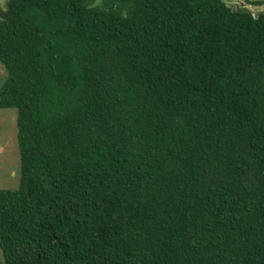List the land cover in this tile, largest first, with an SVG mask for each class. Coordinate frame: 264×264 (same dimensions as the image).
<instances>
[{"label":"trees","instance_id":"obj_1","mask_svg":"<svg viewBox=\"0 0 264 264\" xmlns=\"http://www.w3.org/2000/svg\"><path fill=\"white\" fill-rule=\"evenodd\" d=\"M0 62L3 264H264V11L2 0Z\"/></svg>","mask_w":264,"mask_h":264},{"label":"rangeland","instance_id":"obj_2","mask_svg":"<svg viewBox=\"0 0 264 264\" xmlns=\"http://www.w3.org/2000/svg\"><path fill=\"white\" fill-rule=\"evenodd\" d=\"M226 1L234 7L246 6L250 8L254 14L264 11V3L262 5L249 3V1L253 0ZM103 2L104 0H93V5L103 4ZM5 77L6 69L0 62V86ZM16 124L17 110L15 108H0V188H16L19 185L20 155L17 142ZM0 264H3L1 248Z\"/></svg>","mask_w":264,"mask_h":264}]
</instances>
